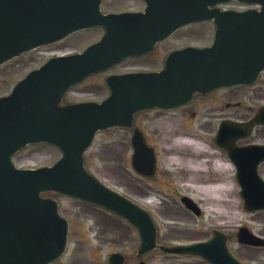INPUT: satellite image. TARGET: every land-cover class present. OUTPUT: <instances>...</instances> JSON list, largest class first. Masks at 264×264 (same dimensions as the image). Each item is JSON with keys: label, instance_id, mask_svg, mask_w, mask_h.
Instances as JSON below:
<instances>
[{"label": "water", "instance_id": "water-1", "mask_svg": "<svg viewBox=\"0 0 264 264\" xmlns=\"http://www.w3.org/2000/svg\"><path fill=\"white\" fill-rule=\"evenodd\" d=\"M100 1L0 0V64L74 31L105 29L98 43L81 54L50 59L17 83L8 96L0 97V264H48L65 250L67 222L58 215L54 200L40 197L43 192L76 198L125 218L141 238L137 256L153 250L155 228L148 214L86 172L83 153L94 134L115 126L130 127L135 112L178 106L194 92L251 84L264 69V0H236L260 6L245 12L208 8L232 0H144V13L108 15L99 11ZM211 19L216 30L210 48L172 52L160 72L107 77L110 94L101 103L59 106L67 89L86 76L151 50L183 25ZM255 124L264 125V106L248 122H223L214 143L226 148L236 162L242 157L230 145L247 136ZM39 142L56 146L62 157L50 167L16 169L11 156L26 144ZM131 143L133 169L151 176L153 150L137 130ZM237 178L247 207L256 202L262 207L255 208H264L263 182L255 177L260 193H253L248 176L238 172ZM184 203L196 211L193 204ZM241 236L249 244L259 241ZM160 249L197 255L211 264H222V259L223 264H234L217 238L208 244ZM123 262L119 253L109 256V264Z\"/></svg>", "mask_w": 264, "mask_h": 264}, {"label": "rangeland", "instance_id": "rangeland-1", "mask_svg": "<svg viewBox=\"0 0 264 264\" xmlns=\"http://www.w3.org/2000/svg\"><path fill=\"white\" fill-rule=\"evenodd\" d=\"M141 6V0H104L102 10L105 12L119 11ZM232 7L244 8L238 5H232ZM101 34L100 29L78 33L62 42L43 47L39 51L23 54L1 66L0 96L8 94L18 80L30 69L40 65L47 57L75 50L80 51L86 45L98 39ZM212 35L213 26L211 24L190 25L180 29L172 37L160 43L155 50V54L161 58L166 51L168 52L177 47L185 45L206 46L210 44ZM159 67L160 61L158 59L154 61L150 57H145L130 60L114 68L111 72L116 73L129 69H157ZM105 76L106 74H100L88 77L83 83L73 87L63 97L62 102L97 101L102 99L107 94L104 85ZM237 92L242 107H253L263 103L264 72L254 85L239 87ZM202 117L200 115V117L194 118L189 113H181L180 111L162 114L140 112L133 123L134 127L137 126L144 131L149 143L155 149L159 167L169 171L167 174L171 183L169 191L193 198L203 211V217L196 219L177 204L173 206L163 205L155 200L154 208L156 209L159 206L158 211L161 214H166L169 217L168 219L175 222L174 225L183 230L179 234H173L171 231L166 235L167 238L162 235V239L159 240L160 244L173 245L176 242H185L184 240L188 239H199L200 224L208 221L212 222L216 219L231 228H235V224L238 222L252 224L250 217L239 205L242 200L236 191L231 166L212 144L215 130L211 126L202 125L200 122H205ZM130 133L121 128L100 131L96 134L91 147L84 155L85 165L89 172L103 184L120 194H123L125 186H128L129 190L134 189L133 184L125 182V171L130 170L129 157L132 152ZM178 141H181L182 144L176 146ZM203 149L210 152L212 150L213 155L209 154V160L202 161L200 158L206 154L205 152L202 153ZM185 154L197 157L202 164L199 167L201 170L191 173L183 163L177 160L180 155ZM214 155L218 157L217 162H214ZM59 157V151L50 146H29L19 153L13 159V162L17 167L48 166L53 164ZM217 164L221 166L216 168ZM215 178H225L229 181V185L217 195L219 200L217 206L209 204L205 192L190 182V180ZM129 181L131 182V180ZM164 190L166 189L164 188ZM42 196L51 197L58 202L59 213L67 219L69 225L66 251L51 264H108L107 257L114 251L125 255V264H138L139 261H143L145 264H202L197 258L169 255L158 249L137 258L135 254L139 246V237L128 223L105 213L101 209L69 197L55 195L54 193ZM165 222H168L167 219H165ZM165 222L162 223L168 226Z\"/></svg>", "mask_w": 264, "mask_h": 264}, {"label": "flooded vegetation", "instance_id": "flooded-vegetation-1", "mask_svg": "<svg viewBox=\"0 0 264 264\" xmlns=\"http://www.w3.org/2000/svg\"><path fill=\"white\" fill-rule=\"evenodd\" d=\"M143 7L144 5L139 8H132L128 10L124 9L114 12L141 11L143 10ZM157 47L158 44L151 51L144 53L141 56L135 58H129L120 65H123L130 60H137L145 57L146 58L150 57V59H153L154 61H157V59L160 61L159 68L146 69V70L129 69L116 73L160 70L164 65L165 57L169 51L168 52L166 51L164 55L160 58L157 57V55L155 54L156 53L155 50ZM183 47L184 46L174 48L170 51ZM238 88L239 86L229 87V88H218L204 94L194 93L189 103L183 106L168 110L157 108L149 112L162 114V113L180 111L181 113L187 112L190 115H192L194 118L200 117V115H202L203 116L202 120H204L205 122L201 121L200 123H202V125L204 126L205 125L211 126L214 130H217L223 120H233L236 122L247 121L248 119L254 116L258 107L261 104H264L263 102L258 106L242 107L237 95ZM253 97H255V95H253ZM136 117L137 115L134 117L133 123ZM133 128H136V126ZM125 131L131 132V130L128 129H125ZM130 137H131V133H130ZM234 148H237L236 150L237 153L244 154L243 159L240 160L239 162H236V165L241 170V172H244L246 176H250V177H252L253 175L254 176L257 175L264 180V126L261 125L254 126L248 137L241 138L235 142ZM219 151L221 155L225 158V160L228 162V164L231 166L232 175L234 178V182L236 184V191L239 196L240 186L236 179V166L235 164L231 163L225 150L219 148ZM125 172H126L125 182H129L130 184H133L134 189L129 190L128 186H125L123 193L126 197L133 200L139 206L151 212L153 219L158 225L157 238L161 240L162 239L161 237H163L162 235L166 237V235L171 231L173 234H179L183 232V230L180 227L174 225L175 224L174 221L168 219L169 217L166 214H161L158 211L159 206H157L156 209L154 208L155 200L161 202V204L163 205L173 206L177 204L178 206H182L180 203V199L182 198L183 194L171 193L169 191V187L171 186V183L168 180V175H167L169 171L163 170L158 165V168L156 169L155 174L152 177H145L143 175L133 172L132 170H126ZM129 180H131V182ZM164 188L166 190H164ZM256 188L257 185L254 183L252 187L253 191H255ZM173 190L176 191L175 188H173ZM239 205L241 206L242 210L246 213V215L250 217V221L252 222V224H247L245 222H241V223L238 222L235 224L236 225L235 228H231L228 227L227 224L224 225L225 223H222V221L216 219L215 221L212 222L208 221L200 224L199 239H188V240H184L185 242H176V243L177 244L178 243L188 244L193 242L207 243L213 238L214 233H220L225 237L226 246L229 249V252L231 253L232 257L239 264H264V210L249 212L244 209L243 201H240ZM187 213L192 215L189 211H187ZM194 217H196V219L202 218L203 212H200L199 216H194ZM165 219H167L168 222H165ZM159 221L165 222L166 224H168V226H165L163 223L162 225H160ZM241 231L247 232L248 234H252L258 237L259 239L263 240V242L259 246L242 244L238 241L237 238L239 232ZM201 263L208 264L206 261L203 260H201Z\"/></svg>", "mask_w": 264, "mask_h": 264}, {"label": "bare ground", "instance_id": "bare-ground-1", "mask_svg": "<svg viewBox=\"0 0 264 264\" xmlns=\"http://www.w3.org/2000/svg\"><path fill=\"white\" fill-rule=\"evenodd\" d=\"M178 144H182L181 141L176 142V146ZM181 163L184 164L188 168V170L191 173H194L195 171L198 172L200 166L202 164L198 161V158L190 155H180V157L177 159ZM221 166V165H220ZM218 164L216 165V168L220 167ZM200 172V171H199ZM190 182L197 188L202 189L207 197V202L209 204L218 205L219 200L217 199V195L220 191H222L224 188H226L229 185V181L225 178H215V179H201V180H190Z\"/></svg>", "mask_w": 264, "mask_h": 264}]
</instances>
